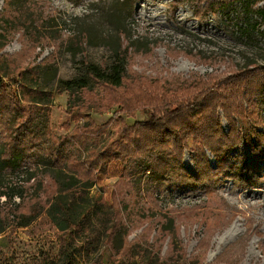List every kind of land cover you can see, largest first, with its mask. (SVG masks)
Returning <instances> with one entry per match:
<instances>
[{"label":"rangeland","instance_id":"1","mask_svg":"<svg viewBox=\"0 0 264 264\" xmlns=\"http://www.w3.org/2000/svg\"><path fill=\"white\" fill-rule=\"evenodd\" d=\"M0 15L21 25L0 31V88L6 94L0 107L12 102L23 125L39 112L35 96L45 95L50 101L42 112L57 148L64 145L80 163L93 156L99 165L89 174L96 185L83 199L75 194L79 185L61 193L78 209L95 210L90 232L70 243L78 264H228L229 255L231 264H264V27L255 26V13L246 12L240 0H0ZM121 25L124 41L116 32ZM83 29L90 32L86 44L77 36ZM119 43L127 58L122 87L97 84L84 90L77 107L74 101L68 105L69 95L56 92L58 81L78 77L85 63L109 64ZM51 63L58 67L55 82L35 85L41 66ZM205 88L222 102L211 126L205 99H198ZM230 94L237 96L235 104ZM192 100L199 106L190 115L203 119L211 139H189L179 166L172 139L145 147L146 156L135 151L133 143L144 139L133 130L137 123L160 121L167 110ZM233 126L243 133L240 145L227 151L223 142ZM243 127L260 134L251 136L259 148L252 177L242 170L251 152L242 144ZM31 144L33 150L17 146L24 161L0 174V191L22 194L10 201L0 197V264L63 260L64 233L47 212L56 191L52 170L38 157L47 147ZM155 152L156 175L128 176L126 167L137 172L155 160L149 156ZM115 210L124 211L129 225L130 256L118 257L105 243Z\"/></svg>","mask_w":264,"mask_h":264},{"label":"trees","instance_id":"2","mask_svg":"<svg viewBox=\"0 0 264 264\" xmlns=\"http://www.w3.org/2000/svg\"><path fill=\"white\" fill-rule=\"evenodd\" d=\"M240 2L246 12H253L259 18L260 21L256 22L255 26L264 27V6H258L262 0H240ZM0 19V31H2L1 28L3 25L12 26L9 30H13V26H19L14 22L17 20L15 17L4 18L0 15ZM119 21L120 18H117V25L122 23ZM49 22L47 21L46 23L49 24ZM20 26L18 27L19 29ZM122 26L123 25L117 26L116 32L117 35L121 36L124 41L126 39V31L121 28ZM80 35L82 42L85 44L88 43L90 40L89 30L83 29L77 33V36ZM1 37H3L4 41L7 42L6 36L2 35ZM74 37L76 36H73L72 38ZM44 40L57 41L58 37L47 36L44 38ZM39 41H41V39L37 40V42ZM78 45L79 44H76L75 46L77 47ZM5 46L6 45H3L1 49H3ZM79 46H81V44ZM111 52L113 54V58L112 62L109 64L108 62L104 65L85 63L83 64L82 73L78 77L71 80L58 81L56 92H66L69 95L70 101L68 102V105L74 101L75 107H77L79 103L83 101L81 95L83 94L84 90H91L97 84H103L115 89L122 87L126 73L127 60L125 53L122 51V44L119 43L111 50ZM41 63L42 62H40V65ZM41 67L42 68L40 69V72H38L37 76L35 77L34 84L41 86L54 83L57 78V65L51 63ZM3 82L4 80L2 77H0V87L2 86ZM42 95L43 94L35 96L37 97L36 101H33L40 105V109H36L39 112H36L35 118L33 115H31L30 118L26 119V122L23 125L17 124L16 116L18 115V112L17 108L12 105V102L9 103L7 107H0V112H6V114L9 115L8 118H5L0 114V129L3 133V136L0 137V140L2 141L0 142V174L7 170H14L18 168L24 161L22 154L17 150V146L20 144L32 147L31 143L35 141L47 147L44 153H42V156L38 157L39 161L42 162L44 167H51L52 177H50V180L56 187L55 194L47 209V212L51 216L55 225L64 233L63 236L66 244L63 247V260L60 264H78L75 254L71 249L70 243L76 237L81 238L83 235H85V233L90 232V221L93 217L92 213L94 214L95 210H93L91 207L82 210L78 209L75 203L64 200L61 196V193L72 190L79 185V187L75 190V194L77 197H79V199H83L84 194L90 188H93L96 185V182L92 179V177L89 176V174H91L92 170L99 165L95 162L93 156L86 158V160H88L87 163H80V160L72 159V157H69L66 154L67 149H65L64 145L57 148L54 138L47 134V117L42 112L45 111L42 107L49 104L50 99L45 95ZM5 96L6 94L4 93V90L0 88V102L3 100L5 101ZM201 98L205 99V101H202L201 103H206L203 107L207 109L206 115L209 118L207 121L209 122V126H211L215 124V116L212 114V112H215L217 108L221 107V98L218 95H215V93L210 91L208 88L200 91L198 99L200 100ZM228 98L234 101V104L236 103L237 96L230 94ZM28 102L32 103V100L29 99ZM193 104L194 100L187 103V107H177L173 111L167 110L166 115L161 117L160 121L151 118L146 122L137 123L133 130L135 129V132L144 134V139L142 141H136L133 143V147L136 148L135 151L140 149L142 150L143 155L146 156L145 147L155 144L164 146L166 145L168 139H172L174 141L175 151L178 152V162L177 160L174 162H177V166H179L180 157L182 156L183 151L186 148V143L189 139H201L203 141H207L212 138L206 128L202 127L201 122H203V119L198 122V120L194 119V116L190 115V113L192 114L193 111L199 106L198 103L195 105ZM239 129L240 127L236 128V126H233L229 132V135L225 137L223 143L226 145L227 151H230L240 145L239 142L241 141V134L243 132L239 133ZM242 129L244 132H246V137L243 136L244 138L242 140V144L247 146L249 151H251L249 152V162L243 160L242 170L243 173L250 175L252 174L253 167L256 165L255 157L259 151V148L253 147L251 136L253 135L256 137L257 132H255V130L250 127H243ZM27 133H29L30 136H27ZM7 139L8 142L4 144ZM157 153L158 152H155L154 154L149 153V156L155 160L142 169L140 168L137 172H133L131 171V168L126 167L128 176L142 174L144 176L147 175L149 178L151 175H156L160 168V155ZM170 166L171 165L166 166V171H171ZM75 167L82 168L83 172L85 173L78 175L76 173L77 170L75 171ZM52 173L54 174L52 175ZM184 177L187 179V181L191 180L187 175ZM32 178L33 176H31L29 180ZM15 195L22 196V194L17 191H12L10 194L4 190L0 191V197H4L7 201H10ZM216 200L219 205H222V207L225 206L226 209H229L228 213L231 211V208L226 206L224 200L219 197ZM117 204H123V206H126L124 200H117ZM123 213L124 211L115 210L113 213V225L105 231V243L110 249L114 250L118 257L130 256L131 250L134 247L133 245H128L126 242L130 231L128 222L125 220ZM229 216H231V214L227 215L226 217ZM90 238L91 237L89 236V239ZM236 249L234 250L238 252L239 256L244 255L243 245H238ZM173 255L174 253H171V256ZM232 257L233 255H229L228 264H231L229 259H232ZM182 264H187V261L184 260Z\"/></svg>","mask_w":264,"mask_h":264}]
</instances>
